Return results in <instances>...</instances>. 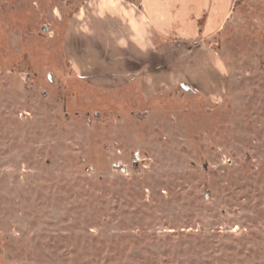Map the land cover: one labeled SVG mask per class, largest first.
Masks as SVG:
<instances>
[{"label": "rangeland", "instance_id": "1", "mask_svg": "<svg viewBox=\"0 0 264 264\" xmlns=\"http://www.w3.org/2000/svg\"><path fill=\"white\" fill-rule=\"evenodd\" d=\"M84 3L0 0V264H264V0L204 43L222 93L79 75Z\"/></svg>", "mask_w": 264, "mask_h": 264}, {"label": "crops", "instance_id": "2", "mask_svg": "<svg viewBox=\"0 0 264 264\" xmlns=\"http://www.w3.org/2000/svg\"><path fill=\"white\" fill-rule=\"evenodd\" d=\"M239 2L85 0L66 35L68 55L81 76L93 72L94 64L114 81L140 75L152 89L160 80L193 75L202 92L222 93L227 72L204 43L221 32Z\"/></svg>", "mask_w": 264, "mask_h": 264}, {"label": "water", "instance_id": "3", "mask_svg": "<svg viewBox=\"0 0 264 264\" xmlns=\"http://www.w3.org/2000/svg\"><path fill=\"white\" fill-rule=\"evenodd\" d=\"M183 88H184L185 90H190V87H189V86H186V85H183Z\"/></svg>", "mask_w": 264, "mask_h": 264}]
</instances>
